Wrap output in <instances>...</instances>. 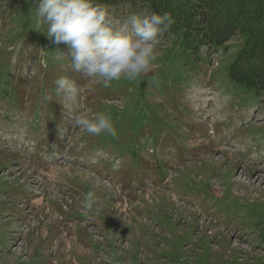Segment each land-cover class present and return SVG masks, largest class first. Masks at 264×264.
<instances>
[{"label":"rangeland","instance_id":"1","mask_svg":"<svg viewBox=\"0 0 264 264\" xmlns=\"http://www.w3.org/2000/svg\"><path fill=\"white\" fill-rule=\"evenodd\" d=\"M98 2L175 21L135 81L74 72L38 0H0V264H264V91L229 78L250 66L264 0ZM61 76L80 89L71 109ZM84 109L116 136L74 127Z\"/></svg>","mask_w":264,"mask_h":264},{"label":"clouds","instance_id":"2","mask_svg":"<svg viewBox=\"0 0 264 264\" xmlns=\"http://www.w3.org/2000/svg\"><path fill=\"white\" fill-rule=\"evenodd\" d=\"M34 12L37 27L46 26L45 33L53 43L67 46L68 53L59 54L70 61L72 70L104 87L121 79L135 81L150 71L161 37L175 22L169 12L117 18L98 0H38ZM55 84L65 107L78 104L80 89L75 80L61 76ZM72 121L74 127L89 135L116 136L111 117L105 112L76 111ZM119 163L117 160L116 166ZM95 204V193L87 192L83 207L92 210Z\"/></svg>","mask_w":264,"mask_h":264},{"label":"trees","instance_id":"3","mask_svg":"<svg viewBox=\"0 0 264 264\" xmlns=\"http://www.w3.org/2000/svg\"><path fill=\"white\" fill-rule=\"evenodd\" d=\"M231 4V5H235ZM237 12V15L239 14ZM230 15L232 22L234 18L232 16L236 15V13L231 12V9L225 13V16ZM236 15V16H237ZM263 22V21H262ZM220 24V23H219ZM215 27L213 30V38L217 41L222 39V34L224 33V28H219V25ZM253 31V30H252ZM251 31V32H252ZM254 33L258 34V39L254 42H251L248 46H246L244 50V55L249 58L250 66L246 71H243L241 74L235 72V70L230 72V76L233 80L238 82L239 84L248 86V87H256L258 89L264 90V30L256 29ZM226 34V33H225ZM228 35V34H227Z\"/></svg>","mask_w":264,"mask_h":264},{"label":"bare ground","instance_id":"4","mask_svg":"<svg viewBox=\"0 0 264 264\" xmlns=\"http://www.w3.org/2000/svg\"><path fill=\"white\" fill-rule=\"evenodd\" d=\"M194 91V90H193ZM195 93V92H194ZM202 93V92H201ZM198 96V95H197ZM202 96V95H201ZM194 98V97H193ZM192 98V99H193ZM0 136H1V133H0ZM0 141H1V138H0ZM24 145V147H26L27 145H25V143L23 144Z\"/></svg>","mask_w":264,"mask_h":264}]
</instances>
